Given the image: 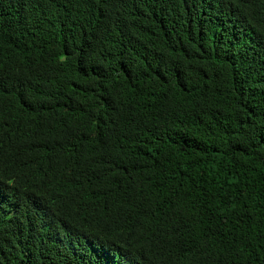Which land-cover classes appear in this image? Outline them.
<instances>
[{"label":"trees","instance_id":"1","mask_svg":"<svg viewBox=\"0 0 264 264\" xmlns=\"http://www.w3.org/2000/svg\"><path fill=\"white\" fill-rule=\"evenodd\" d=\"M13 159L0 264H264V0H0Z\"/></svg>","mask_w":264,"mask_h":264},{"label":"clouds","instance_id":"2","mask_svg":"<svg viewBox=\"0 0 264 264\" xmlns=\"http://www.w3.org/2000/svg\"><path fill=\"white\" fill-rule=\"evenodd\" d=\"M13 93L14 91L12 89V85L10 84V87L8 86V89H7L8 97L12 98ZM20 171H21V165L17 164L15 159L0 160V195H7L8 193L13 192L14 189L16 188L17 190H19V186L25 183L24 181H21L18 179V173ZM33 202L35 203L33 204L35 207L38 206L40 208L38 212L42 216L43 224H49L50 227L54 228L55 230L58 229V227H60L63 224L64 217H62V214L56 212L54 209L45 208V207L41 208L39 202L35 200H33ZM31 203H32V199H31ZM135 222L137 224L140 223L137 220H135ZM132 224H133V221H129L128 228H130ZM67 228L68 229L66 230L65 235H63L65 238L64 240H68L69 243L71 241L72 242L76 241V246H77V244L80 243V240L75 239V237L77 236L73 233V227L69 228L67 225Z\"/></svg>","mask_w":264,"mask_h":264}]
</instances>
